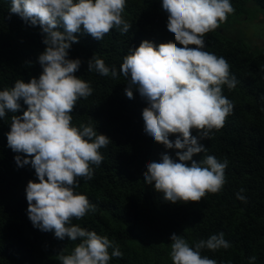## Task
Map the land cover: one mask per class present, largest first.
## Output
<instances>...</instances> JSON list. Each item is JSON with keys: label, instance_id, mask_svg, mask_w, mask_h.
Wrapping results in <instances>:
<instances>
[{"label": "trees", "instance_id": "1", "mask_svg": "<svg viewBox=\"0 0 264 264\" xmlns=\"http://www.w3.org/2000/svg\"><path fill=\"white\" fill-rule=\"evenodd\" d=\"M230 3L234 17L243 14L250 20L253 10L264 11V0ZM10 6L11 0H0V91L13 87L17 80L27 83L30 78L38 79L42 73L38 56L46 47L40 26L10 13ZM122 16L131 26L127 33L114 27L97 40L81 26L74 34L78 42L68 50L67 58L81 61L74 75L93 89L89 97L77 101L72 124L91 125L111 141L99 149L103 160L99 166L92 165V178H78L74 189L85 195L95 210L82 219L73 218L71 223L114 242L122 256L112 257L109 264H173V233L194 246L220 232L230 247L202 249V255L217 264H249L252 256L256 257L254 264H264V54L218 28L205 34V51L224 57L238 83L231 90L222 86L233 111L221 129L212 130L200 141L207 152L192 159L198 162L213 155L221 162L227 160L226 183L220 192L208 193L199 202L171 203L154 185L144 182L143 173L147 163L159 162L162 154L176 159L177 150L166 149L144 132L142 110L147 102L135 88L132 99L125 95L128 78L119 70L123 58L141 41L158 46L175 42V37L167 30L162 0H126ZM93 56L110 70L115 67L117 77L113 78L111 71L107 76L88 71L87 62ZM20 104L18 112H6L0 118V264H61L59 255L70 254L80 240L58 239L52 231L35 228L27 216V183L39 181L30 164L17 166L15 156L31 157L13 152L6 136L11 117L22 115L27 108L22 100ZM197 134L193 130L192 135ZM175 139V134L169 135V140ZM237 193L245 200L238 199Z\"/></svg>", "mask_w": 264, "mask_h": 264}, {"label": "clouds", "instance_id": "2", "mask_svg": "<svg viewBox=\"0 0 264 264\" xmlns=\"http://www.w3.org/2000/svg\"><path fill=\"white\" fill-rule=\"evenodd\" d=\"M126 0H11L10 13L32 26H40L46 46L38 56L39 78L0 91V118L16 113L20 101L27 106L22 115L11 117L7 145L15 153L17 166L30 164L39 182L29 181L25 193L27 216L35 228L52 231L58 239L67 236L80 242L61 264H109L122 253L107 236L71 223L94 211L88 198L74 191L78 178H92V165L103 160L99 149L111 141L91 125L73 126L71 113L80 98L89 97L90 84L74 75L80 59H69L68 50L77 43L75 33L83 30L97 40L114 27L127 33L131 27L122 16ZM167 13V30L175 42L155 46L143 40L123 58L120 74L128 78L125 95L133 98L135 88L147 102L142 110L144 132L166 149H176V159L162 154L160 161L147 163L144 182L154 185L166 201L199 202L206 194L220 192L226 183L227 160L206 155L198 162L192 157L207 152L200 143L212 130L221 129L233 111L222 86L236 87L238 81L222 56L205 51V34L216 30L234 12L230 0H162ZM63 29L60 31L59 29ZM191 46V47H190ZM88 71L117 77L115 67L93 56ZM193 130L198 134L192 135ZM175 134L174 141L169 135ZM241 192L244 190L241 189ZM237 198L245 200L237 193ZM173 264H217L201 254L202 249L230 247L224 233L212 234L190 246L186 239L170 236ZM112 249L109 254V249ZM255 256L249 258L254 264Z\"/></svg>", "mask_w": 264, "mask_h": 264}, {"label": "rangeland", "instance_id": "3", "mask_svg": "<svg viewBox=\"0 0 264 264\" xmlns=\"http://www.w3.org/2000/svg\"><path fill=\"white\" fill-rule=\"evenodd\" d=\"M253 11L255 14L250 20H247V15L237 14L234 17V13L230 14L218 29L226 36L241 39L254 52L264 54V11L260 8Z\"/></svg>", "mask_w": 264, "mask_h": 264}]
</instances>
